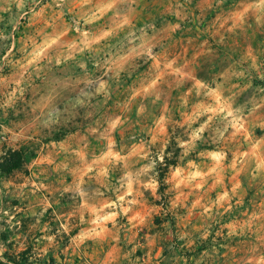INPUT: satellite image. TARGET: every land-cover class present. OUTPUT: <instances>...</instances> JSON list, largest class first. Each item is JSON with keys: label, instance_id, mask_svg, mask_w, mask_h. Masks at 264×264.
<instances>
[{"label": "rangeland", "instance_id": "rangeland-1", "mask_svg": "<svg viewBox=\"0 0 264 264\" xmlns=\"http://www.w3.org/2000/svg\"><path fill=\"white\" fill-rule=\"evenodd\" d=\"M6 148L4 264L264 255V0H0Z\"/></svg>", "mask_w": 264, "mask_h": 264}, {"label": "trees", "instance_id": "trees-1", "mask_svg": "<svg viewBox=\"0 0 264 264\" xmlns=\"http://www.w3.org/2000/svg\"><path fill=\"white\" fill-rule=\"evenodd\" d=\"M56 140H59L60 137L55 136ZM26 151L23 148H6L3 153L0 155V175L11 174L15 170L21 169L26 164ZM169 164L167 163L163 169H167ZM165 173V172H164ZM163 175V174H161ZM163 179V178H161ZM30 252V247L21 251L19 254H11L5 252V258L7 262L13 264H29L28 262ZM22 257L25 260H21ZM54 259L52 264H54ZM5 262H0V264H4Z\"/></svg>", "mask_w": 264, "mask_h": 264}, {"label": "crops", "instance_id": "crops-1", "mask_svg": "<svg viewBox=\"0 0 264 264\" xmlns=\"http://www.w3.org/2000/svg\"><path fill=\"white\" fill-rule=\"evenodd\" d=\"M107 261H104L103 264H106ZM229 264H264V255L258 253L256 254H238L234 251L233 254L229 256ZM158 264H161L159 262ZM166 264V263H164Z\"/></svg>", "mask_w": 264, "mask_h": 264}]
</instances>
